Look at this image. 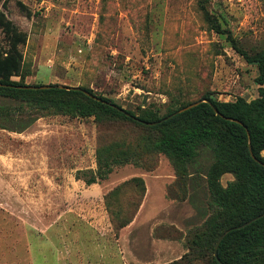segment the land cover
<instances>
[{"label": "rangeland", "instance_id": "obj_1", "mask_svg": "<svg viewBox=\"0 0 264 264\" xmlns=\"http://www.w3.org/2000/svg\"><path fill=\"white\" fill-rule=\"evenodd\" d=\"M0 11L27 35V84L90 88L136 115L258 96V67L235 45L264 51V0H0ZM147 136L124 119L60 113L0 127V264H214L206 171L149 151ZM111 147L130 160L99 172L97 151ZM213 161L206 151L199 163Z\"/></svg>", "mask_w": 264, "mask_h": 264}, {"label": "trees", "instance_id": "obj_2", "mask_svg": "<svg viewBox=\"0 0 264 264\" xmlns=\"http://www.w3.org/2000/svg\"><path fill=\"white\" fill-rule=\"evenodd\" d=\"M0 26L6 30L8 41L7 47L0 41V127L22 131L39 116L50 113L98 120L114 117L146 127L152 136H147L142 145L149 151L162 152L177 164L191 162L194 173L206 171L209 190L220 214L208 224L207 241L212 245L213 253L225 230L264 213V51L249 54L235 45L249 63L258 67L255 79L259 85L257 97L248 101L239 96L232 101H223L206 95L204 99L209 102H201L169 119L148 125L143 121H160L191 102L162 115L156 111L136 115L90 88L27 84L23 81L24 59L19 49V44L26 42L27 35L18 31L1 11ZM214 26L217 31H222L218 24ZM13 77L20 79L14 80ZM43 85L49 87H30ZM206 151H210L214 161L205 170L199 161ZM129 160L125 150L115 151L111 147L104 152L97 151L99 172L111 171L115 161ZM225 173L234 175V180L226 186L221 183ZM96 179L92 174L85 181L90 185ZM130 181L144 189L142 178L133 177ZM109 212L119 227L130 221L118 212L111 209ZM217 253L223 264H264V216L229 231L219 243ZM213 261L221 264L215 255Z\"/></svg>", "mask_w": 264, "mask_h": 264}, {"label": "water", "instance_id": "obj_3", "mask_svg": "<svg viewBox=\"0 0 264 264\" xmlns=\"http://www.w3.org/2000/svg\"><path fill=\"white\" fill-rule=\"evenodd\" d=\"M30 87H31V88H47V87H49V86H48V85H43V86H30ZM67 87H70V88H79V87H72V86H67ZM201 102H209V100H208V99H201V100L195 101V102H193V103H190V104H188L187 106L182 107L181 109L175 111L174 113L168 115L167 117H165L164 119H162V120H160V121H156V122H146V121H143V122L146 123V124H148V125L157 124V123H159V122H162V121L165 120V119H169V118H171L172 116H174V115H176V114H178V113H180V112H183V111H185V110H187V109H190V108H192V107L198 105V104L201 103ZM263 216H264V213H262V214H260V215H258V216H256V217H254L253 219H251V220H249V221H247V222H245V223H243V224H241V225H239V226L231 227V228L225 230V231L222 233V235L219 237V239L217 240V243H216V245H215V250H214L215 258H216L221 264H223V263L221 262V260L219 259V257H218L217 249H218V245H219V243L221 242V240L225 237V235H226L229 231H231V230H233V229H236V228L244 227V226L250 224L251 222H253L254 220H256V219H258V218H260V217H263Z\"/></svg>", "mask_w": 264, "mask_h": 264}]
</instances>
